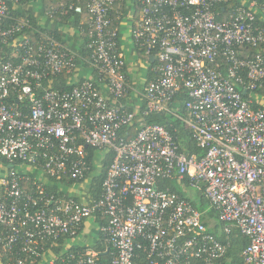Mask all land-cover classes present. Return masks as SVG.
Returning a JSON list of instances; mask_svg holds the SVG:
<instances>
[{
    "label": "built area",
    "instance_id": "1",
    "mask_svg": "<svg viewBox=\"0 0 264 264\" xmlns=\"http://www.w3.org/2000/svg\"><path fill=\"white\" fill-rule=\"evenodd\" d=\"M43 2L0 0V264H223L229 242L208 230L206 211L225 235L246 238L239 264H264V55L240 57L264 45V5L85 0L90 54L75 64L41 29L78 43V31L54 20L77 6ZM125 51L150 80L130 78ZM74 69L70 90L44 84ZM139 112L171 114L201 156L179 152L158 124L140 122L129 137ZM108 154L95 197L82 183ZM166 182L200 193L207 209Z\"/></svg>",
    "mask_w": 264,
    "mask_h": 264
},
{
    "label": "trees",
    "instance_id": "2",
    "mask_svg": "<svg viewBox=\"0 0 264 264\" xmlns=\"http://www.w3.org/2000/svg\"><path fill=\"white\" fill-rule=\"evenodd\" d=\"M46 4V8H48L52 3L53 0H43ZM258 4L264 5V0H256ZM75 3V6H77L79 9L77 10V7H74L71 11H68L65 15H61L59 13H56L54 15L55 24H59V26H64L66 28H69L75 32L78 31V38L80 41L78 43L72 44V41H68L66 35L61 34L59 31L53 30L51 31L50 27L47 25L45 29H41L43 32L51 33L54 38H56L57 41H59L64 46H68L72 49V51L75 53L74 56V63L79 64L81 59H87L88 55L90 54L89 50L85 49V44L88 42L87 34L84 31L86 28V13H85V0H73ZM35 20H31V23L33 24ZM264 25L263 23H261ZM54 27V26H53ZM81 28V31H80ZM83 29V31H82ZM27 36L32 40L36 41L37 34L30 30V32L27 34ZM74 45V46H72ZM135 50H138L134 47ZM261 52L264 55V45L258 46L256 48H242L240 52V57H243V55L247 54L249 57H253L256 52ZM135 53H140V51H136ZM139 54V55H140ZM142 55V54H141ZM140 55V56H141ZM83 65V64H82ZM83 66H87L85 63ZM81 68V75H79L78 72V78L83 77L84 75V69L80 65ZM77 69H74L71 72H62L59 75L55 77H51L52 79H48L44 84L47 85L49 88L62 90V91H68L72 88L73 82L76 80L74 77V74L76 73ZM148 80L151 79V74L147 73ZM75 83V82H74ZM138 86H135V88ZM261 94L264 95V88L260 91ZM129 95H126L124 97V101L129 99ZM246 97V95L244 96ZM123 101V102H124ZM134 101H130L128 104H126V110L131 111ZM177 113L183 114L182 108L178 107ZM154 123L163 126L173 137L175 144L178 147V151L184 153L187 156L195 155L197 157L201 156L202 151L196 147L194 141L191 138V134L189 131H187L183 125L175 119L171 114L168 113H149V114H142L141 112L136 113L134 115L133 123L130 125L129 128V137L133 136L139 127V123ZM111 160V154H108L105 159L102 162L101 170L91 179L89 180V188L93 196L97 197L100 192V184L103 180V177L105 175V170L107 165L109 164ZM68 183H72L71 180H68ZM162 188L168 189L170 192H176L181 193L177 189L174 188L171 183L166 182ZM198 194V195H197ZM195 198H188L190 202L192 203V206L196 208L199 211H205L207 209V201L203 198V196L200 193H197ZM205 218L207 219L206 226L209 227L210 225V219L213 221V225L208 228V230L214 234L218 239L224 240L226 239L229 242V247L225 256L226 262L223 264H239L241 262V252L243 248L245 247L247 240L245 237L239 234V232L236 229H232L229 234L225 235L221 229V224L217 223L212 211H206ZM209 224V225H208ZM97 247H101V242H98ZM106 259H102L103 264H109L108 261H105Z\"/></svg>",
    "mask_w": 264,
    "mask_h": 264
},
{
    "label": "rangeland",
    "instance_id": "3",
    "mask_svg": "<svg viewBox=\"0 0 264 264\" xmlns=\"http://www.w3.org/2000/svg\"><path fill=\"white\" fill-rule=\"evenodd\" d=\"M123 23H126L125 19L122 21ZM128 48V51L131 49V47L128 45V43H123V49L126 50ZM126 56H127V62H129V68H128V72H129V76L130 78H134L136 79V84L138 86H140L145 77H146V65H145V62L140 60L134 53H131L129 55L128 52H126ZM81 71L79 69V75H81ZM84 77L85 78H88L89 77V74H88V71H85L84 73ZM96 157H104V152L99 150L97 151L96 153ZM89 184V180L85 181L84 183H82V186L86 187L87 185ZM78 184H75V186H77ZM174 188L179 190L181 193L185 194L186 197H189L191 195V190L188 189V188H185L181 185H174ZM64 190L67 191L68 190V187H64ZM77 196L79 195V192L78 191H75L72 196ZM77 244L79 246H85V245H90L91 242L88 241L87 237L86 238H82L80 237V240L77 242Z\"/></svg>",
    "mask_w": 264,
    "mask_h": 264
},
{
    "label": "crops",
    "instance_id": "4",
    "mask_svg": "<svg viewBox=\"0 0 264 264\" xmlns=\"http://www.w3.org/2000/svg\"><path fill=\"white\" fill-rule=\"evenodd\" d=\"M128 68H129V62H128ZM179 191V190H178ZM180 192V191H179ZM191 192V195L189 196V198H195L198 194L197 193H194L193 191H190ZM183 194V193H182ZM197 194V195H195ZM185 195V194H184Z\"/></svg>",
    "mask_w": 264,
    "mask_h": 264
},
{
    "label": "water",
    "instance_id": "5",
    "mask_svg": "<svg viewBox=\"0 0 264 264\" xmlns=\"http://www.w3.org/2000/svg\"><path fill=\"white\" fill-rule=\"evenodd\" d=\"M244 93V92H243Z\"/></svg>",
    "mask_w": 264,
    "mask_h": 264
}]
</instances>
